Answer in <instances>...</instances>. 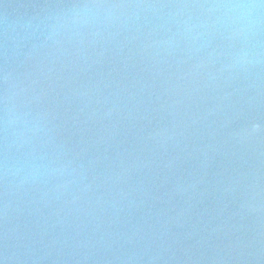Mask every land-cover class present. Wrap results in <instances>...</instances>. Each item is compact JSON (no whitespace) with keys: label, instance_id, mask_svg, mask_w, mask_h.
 I'll return each mask as SVG.
<instances>
[{"label":"water","instance_id":"1","mask_svg":"<svg viewBox=\"0 0 264 264\" xmlns=\"http://www.w3.org/2000/svg\"><path fill=\"white\" fill-rule=\"evenodd\" d=\"M0 264H264V0H0Z\"/></svg>","mask_w":264,"mask_h":264}]
</instances>
